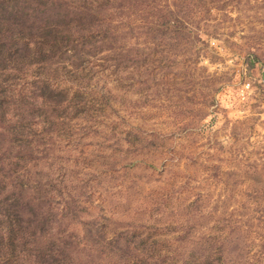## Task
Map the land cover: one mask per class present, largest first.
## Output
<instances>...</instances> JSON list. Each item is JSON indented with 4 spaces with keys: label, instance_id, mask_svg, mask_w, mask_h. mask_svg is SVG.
<instances>
[{
    "label": "rangeland",
    "instance_id": "rangeland-1",
    "mask_svg": "<svg viewBox=\"0 0 264 264\" xmlns=\"http://www.w3.org/2000/svg\"><path fill=\"white\" fill-rule=\"evenodd\" d=\"M156 1L168 19L96 64L93 122L34 170L51 232L74 235L76 264L213 239L228 264H264V0Z\"/></svg>",
    "mask_w": 264,
    "mask_h": 264
},
{
    "label": "trees",
    "instance_id": "trees-1",
    "mask_svg": "<svg viewBox=\"0 0 264 264\" xmlns=\"http://www.w3.org/2000/svg\"><path fill=\"white\" fill-rule=\"evenodd\" d=\"M152 2L147 8L143 0H0V264H51L41 256L62 254L63 264H76L74 235L51 232L53 211L43 208L44 180L34 170L50 159L57 138H74V127L93 122L82 81L98 76L96 64L127 58L133 33L168 19ZM218 241L177 255H104L112 264H228Z\"/></svg>",
    "mask_w": 264,
    "mask_h": 264
}]
</instances>
